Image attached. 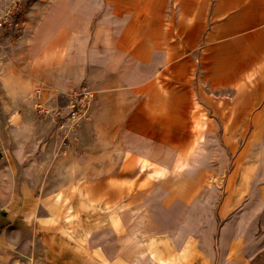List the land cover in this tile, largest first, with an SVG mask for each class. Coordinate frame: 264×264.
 Here are the masks:
<instances>
[{
	"label": "rangeland",
	"instance_id": "rangeland-1",
	"mask_svg": "<svg viewBox=\"0 0 264 264\" xmlns=\"http://www.w3.org/2000/svg\"><path fill=\"white\" fill-rule=\"evenodd\" d=\"M34 1L0 0V16L15 2L22 8L18 29L14 25L0 29V243L37 245L40 253L28 258L35 264H94L93 255L99 247L108 249L127 239V225L146 226L150 222L159 228L161 222L171 223L176 216L185 217L194 210L199 198L193 197L194 182L186 170L193 160L189 155L193 141L149 140L160 136L155 134L159 126L149 124L145 117H140L139 125L128 124L124 117L133 110L114 109L112 101L102 108L97 105L96 92L89 118L71 124L65 115V94L77 85L65 93L35 84L26 98H16L9 92L4 87L5 75L27 70L15 48L34 31ZM14 81L20 85L18 79ZM39 87L44 89V102L54 116L35 114L34 90ZM224 96L209 97L210 103L219 101L220 110L209 111L199 105L196 113H200V119L192 126L197 133L204 132L206 154L212 156L205 154L212 168L202 173L206 180L196 181H204L203 185L213 180L216 202L205 217L198 249L187 260L200 264H264V202L258 204L264 190L257 182L264 161V125L237 123L233 105L224 104ZM255 96L249 93L241 98L249 105L251 116L259 110ZM65 135L68 140L61 145ZM153 145L173 147L168 149L176 154L164 164L167 171L159 181L139 172L138 158L128 161L131 154L161 151ZM185 145L191 149H183ZM151 163L149 171L160 168L156 160ZM84 186H90L94 194L100 189L108 201L123 197L126 204L123 224L113 229L105 225L93 228L88 244L75 234L79 226L90 230L91 225H85L95 214L88 216L83 204L80 191ZM256 206L259 211L254 210ZM22 229L33 233L20 236L16 232ZM113 256L120 264L129 260L123 247ZM19 259H25V255Z\"/></svg>",
	"mask_w": 264,
	"mask_h": 264
},
{
	"label": "crops",
	"instance_id": "crops-1",
	"mask_svg": "<svg viewBox=\"0 0 264 264\" xmlns=\"http://www.w3.org/2000/svg\"><path fill=\"white\" fill-rule=\"evenodd\" d=\"M32 6L33 43L22 56L27 70L5 75L13 83L4 87L15 97L39 83L60 92L86 83L98 106L112 101L114 109L131 108L124 117L128 124L139 125L145 117L159 126L155 134L160 136L149 140L160 142L205 139L192 126L200 119L199 105L220 110L218 100L210 103L213 94L225 95L237 123L264 125V0H36ZM45 61L51 65L45 67ZM250 90L261 110L253 116L241 100L253 94ZM193 142L192 149L183 146L191 149V163ZM153 147L161 151L131 154L129 163L156 160L167 171L164 164L176 154L170 146ZM191 167L212 169L210 164ZM258 173L264 190V161ZM263 192L258 204L264 202ZM3 241L0 264L36 263L28 258L40 253L37 245Z\"/></svg>",
	"mask_w": 264,
	"mask_h": 264
},
{
	"label": "bare ground",
	"instance_id": "bare-ground-1",
	"mask_svg": "<svg viewBox=\"0 0 264 264\" xmlns=\"http://www.w3.org/2000/svg\"><path fill=\"white\" fill-rule=\"evenodd\" d=\"M32 37H24L21 42L15 48L19 56L25 54L26 48L31 49ZM45 67L51 65V62L45 61L43 64ZM4 84L7 87H11L13 81L4 77ZM23 96L16 95L17 98H26L31 92L26 93V91H21ZM205 139H201L196 143L195 154L196 159L191 164L195 165H207L205 154L207 153L205 148ZM46 155V153H44ZM151 162L144 161L139 167V172L144 174H150L159 181L164 177V167L156 168L155 170L149 171L148 168L151 166ZM188 165L186 170L188 174L192 176L193 184L191 185V190L193 197H197L198 205L195 206L194 210L188 216H176L174 221L171 223L159 224L160 227H152L150 222H146V226L143 224L126 226V230L129 232V236L126 240L118 243L117 246L110 245L108 249L105 246L98 248L94 257V264H120V262L112 257L117 248L123 247L129 253V260L126 264H186L187 261L193 262L194 259L187 260L188 256L198 249V239L201 235L203 223L205 222V217L211 212L212 207L216 202V191L215 184L212 179H209L205 184L201 185L206 179H204L202 173L203 171L197 172L196 167H191ZM196 171V172H195ZM198 173V174H196ZM204 179L203 182H197ZM195 184V185H194ZM194 185V187H192ZM130 186V184H129ZM75 188V186L73 187ZM130 188V187H129ZM90 186H84L80 191V195L84 196L83 204L86 206L88 216L89 213H95L90 215V221L86 222L85 227H92L90 230L81 229L79 226L75 232L79 236L80 241L84 244L90 242L89 238L91 236V230L95 227H102L103 225L109 226L113 229L117 225L123 224L121 221L122 214L125 211V199L123 197L118 201H108L103 197V192L100 189L93 195ZM191 194V196H192ZM95 199V200H94ZM261 203V202H260ZM262 204V203H261ZM68 209H71L69 207ZM261 209V208H260ZM255 211H259L256 206ZM95 211V212H94ZM150 228V229H148ZM135 248V252L134 249ZM132 249V250H131ZM113 259V260H112Z\"/></svg>",
	"mask_w": 264,
	"mask_h": 264
},
{
	"label": "built area",
	"instance_id": "built-area-1",
	"mask_svg": "<svg viewBox=\"0 0 264 264\" xmlns=\"http://www.w3.org/2000/svg\"><path fill=\"white\" fill-rule=\"evenodd\" d=\"M20 8L15 2L11 8H9L3 15L0 16V29L19 28L20 25ZM10 17V19H9ZM35 100L37 102L35 106V114H49L54 116L53 112L47 110L46 104L44 102V89L39 87L34 90ZM67 97V104L65 106V115L67 121L71 124H76L80 122H85L91 113V108L95 99V91L92 90L86 83L80 84L74 89L70 90L65 94ZM57 123V120L55 121ZM65 133V131H63ZM68 140V136L60 141L61 145H64Z\"/></svg>",
	"mask_w": 264,
	"mask_h": 264
},
{
	"label": "trees",
	"instance_id": "trees-1",
	"mask_svg": "<svg viewBox=\"0 0 264 264\" xmlns=\"http://www.w3.org/2000/svg\"><path fill=\"white\" fill-rule=\"evenodd\" d=\"M30 2L34 1V0H29Z\"/></svg>",
	"mask_w": 264,
	"mask_h": 264
}]
</instances>
